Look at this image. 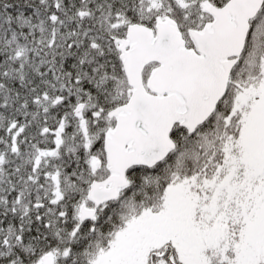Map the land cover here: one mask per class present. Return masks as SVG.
<instances>
[{"label": "snow or ice", "instance_id": "6c2138e0", "mask_svg": "<svg viewBox=\"0 0 264 264\" xmlns=\"http://www.w3.org/2000/svg\"><path fill=\"white\" fill-rule=\"evenodd\" d=\"M0 264H264V0H0Z\"/></svg>", "mask_w": 264, "mask_h": 264}]
</instances>
